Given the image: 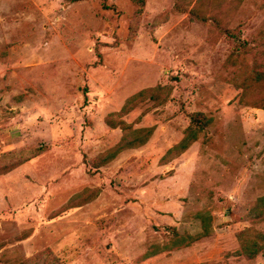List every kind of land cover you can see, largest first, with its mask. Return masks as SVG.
I'll use <instances>...</instances> for the list:
<instances>
[{
    "label": "rangeland",
    "instance_id": "rangeland-1",
    "mask_svg": "<svg viewBox=\"0 0 264 264\" xmlns=\"http://www.w3.org/2000/svg\"><path fill=\"white\" fill-rule=\"evenodd\" d=\"M195 4L146 0L140 14L132 0H0V157L45 149L0 176V264L42 252L52 264H264L236 236L264 233V212L250 217L264 198V110L240 104L243 76L227 64L262 48L264 0H243L228 24L238 41L215 45ZM156 87L161 98L123 117L154 128L151 140L97 170L123 136L107 116ZM196 113L209 126L163 165ZM184 236L202 237L174 250Z\"/></svg>",
    "mask_w": 264,
    "mask_h": 264
},
{
    "label": "trees",
    "instance_id": "trees-1",
    "mask_svg": "<svg viewBox=\"0 0 264 264\" xmlns=\"http://www.w3.org/2000/svg\"><path fill=\"white\" fill-rule=\"evenodd\" d=\"M70 3L80 2L82 0H66ZM138 5V12L143 13V8L146 6V0H132ZM243 0H196L195 7L190 16L197 22L208 25L209 27V40L215 45L219 39L223 36L233 37L235 41H238L237 36H234L233 29H230L228 24L236 16L239 5ZM209 5V7H208ZM207 13L211 15L206 16ZM264 39V37H263ZM244 43V50L247 53H251L254 50L249 48ZM241 54V53H240ZM233 55L230 57L227 64L238 69V76L242 80L236 81L235 87L241 91L240 104L264 110V44L258 52L254 54V60L251 65H247L246 59L242 55ZM242 73L239 75V73ZM163 90L161 87L150 88L138 92L137 94L128 98L119 112L109 114L106 118V124L111 129L120 128L123 132V136L120 142L109 149L96 159L95 168L98 170L111 162H113L121 153L128 150H136L144 147L151 140L155 129L154 128H142L134 129L132 125L127 124L123 117L132 112L138 104L151 94L153 100H157L158 97L155 94ZM166 102L163 99L161 103ZM191 123L186 129L184 138L175 146L170 148L161 162L163 165L170 163L171 161L179 158L181 155L186 153L189 148L201 138L204 130L209 126L210 120L201 113L192 114L189 116ZM45 152V149H32L30 152H22L24 155L20 159V152L14 151L0 157V176L6 175L19 166L31 159L39 156ZM79 200V201H78ZM91 199L87 196L84 198L78 197L73 201H70L66 209L76 208L84 206L89 203ZM264 212V198L258 200L255 207L251 210L250 217L258 218ZM237 239L240 245V253L247 260H255L264 251V233L256 230L254 227L246 228L237 233ZM202 236L188 237L184 236L179 245L173 247L174 250L188 247L193 242L198 241ZM52 253L49 255L45 253H39L29 259L23 260L20 264H52V261H56Z\"/></svg>",
    "mask_w": 264,
    "mask_h": 264
}]
</instances>
